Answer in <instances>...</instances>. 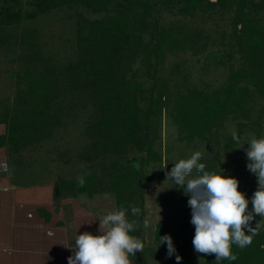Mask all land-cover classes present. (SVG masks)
Segmentation results:
<instances>
[{"label": "trees", "instance_id": "obj_1", "mask_svg": "<svg viewBox=\"0 0 264 264\" xmlns=\"http://www.w3.org/2000/svg\"><path fill=\"white\" fill-rule=\"evenodd\" d=\"M63 7L76 12L75 57L66 63L43 54L36 28L18 26ZM164 11L172 19L162 20ZM15 28L12 39L6 32ZM6 43L20 46L30 59L11 104L0 108L5 125L0 147L18 152L34 146L49 138L68 112L91 111L84 144L75 154L57 152L76 162L78 173L55 182V200L112 193L116 210L126 209L136 225L130 235L144 245V187L154 178L147 170L162 172L161 120L168 113L178 140L213 150L199 161L205 171L221 168L238 179L251 211L257 177L247 167V155L236 152L248 148L252 135L264 136V0H0V45ZM188 52L204 54V63L223 68L224 78L215 85L191 82L186 60L177 59ZM131 149L138 155L128 156ZM226 153L231 165L223 163ZM80 175L84 186L78 184ZM188 199L173 222L155 226L154 246L143 251L161 264H177L176 254L180 264H264V218L255 214L251 225L259 221L260 227L250 245H232L236 260L197 253ZM132 206L139 215L132 214ZM38 212L49 219L45 209ZM166 234L176 249L171 257L167 243L160 244ZM141 257V251L130 255L131 264H140Z\"/></svg>", "mask_w": 264, "mask_h": 264}, {"label": "rangeland", "instance_id": "obj_2", "mask_svg": "<svg viewBox=\"0 0 264 264\" xmlns=\"http://www.w3.org/2000/svg\"><path fill=\"white\" fill-rule=\"evenodd\" d=\"M76 12L72 8L54 9L48 13L39 15L32 20H23L18 26L34 27L39 31V41L43 54L52 56L54 60L66 63L75 57V17ZM93 16L92 13H89ZM162 20L169 21L172 16L167 11L162 12ZM222 22V21H221ZM228 28V26H226ZM19 28L11 29L9 35L15 38V32ZM5 33V34H6ZM180 55L177 59H185L186 66L190 70L189 79L191 82L201 83H219L224 78V69L219 66H209L204 63V54L192 56L191 54ZM29 56L18 45L2 44L0 45V108L3 104H11V100L19 85L23 83L24 64L29 62ZM175 59H173L174 61ZM171 63H167V66ZM91 116L90 109L68 112L64 115L62 124L55 128L51 136L34 146H29L12 152L5 147V153L8 158V180L12 183L22 184L25 190L24 197L33 200L38 205H59L61 200L51 201L50 195L53 190V184L61 178H73L77 175L78 166L76 162H66L64 157L58 156L57 152L63 150L71 151L75 154L84 144L83 130L85 124ZM5 125L0 123V133L4 132ZM199 141L193 144H187L185 141L177 139V134L168 113L161 120V150L163 152V169L161 173L156 172L155 167H148L147 172L154 175L152 180L145 182L144 187V239L147 246H154L153 232L158 223L173 222L182 209L187 196L184 189L175 185L167 178L175 162L181 159L190 158V156L199 151L202 153L201 159L206 160L210 156L209 151L213 150L203 146ZM240 155H246V148L239 147ZM138 152L131 149L128 156H137ZM237 156V154H236ZM200 159V160H201ZM165 161L168 163L165 166ZM223 163L231 165L232 156L227 153L223 158ZM195 170L192 176H196ZM34 186V184H36ZM14 187V186H13ZM82 195V194H80ZM97 195V196H95ZM91 211H102L101 215L110 211H116L114 196L112 193L95 194ZM79 196V195H78ZM104 207H100L103 202ZM26 200V199H25ZM81 200V199H80ZM98 200V202H97ZM51 202V203H50ZM81 203V201H80ZM77 202V204H80ZM73 220V218H72ZM74 221V220H73ZM147 222V226H145ZM143 256L140 264H161L162 260L147 251H142Z\"/></svg>", "mask_w": 264, "mask_h": 264}, {"label": "clouds", "instance_id": "obj_3", "mask_svg": "<svg viewBox=\"0 0 264 264\" xmlns=\"http://www.w3.org/2000/svg\"><path fill=\"white\" fill-rule=\"evenodd\" d=\"M232 138L239 143L240 137L235 129ZM246 144L247 167L256 175L258 182L257 190L251 197V211L248 209V199L238 188V179L225 176L221 168L216 172L205 171V165L199 163L202 156L199 151L190 158L175 162L167 173V178L189 195L191 223L195 226L192 240L194 250L197 253L215 254L217 261L236 260L232 245L240 248L250 245L252 236L260 227L259 221L255 227L251 225L254 214L264 218V136L257 138L252 135ZM167 164L165 161L164 168ZM194 170L197 175L188 179ZM78 184L84 186L83 175L78 177ZM131 212L139 215L140 209L132 206ZM99 220L100 234L85 231L76 236L74 255L69 256L68 264H131L129 256L143 251L144 245L138 237L130 235L136 225L127 219L126 209L110 211ZM160 240V244L167 243V255L171 257L176 252L172 237L166 234ZM175 259L180 264L182 257L176 254Z\"/></svg>", "mask_w": 264, "mask_h": 264}, {"label": "crops", "instance_id": "obj_4", "mask_svg": "<svg viewBox=\"0 0 264 264\" xmlns=\"http://www.w3.org/2000/svg\"><path fill=\"white\" fill-rule=\"evenodd\" d=\"M6 174L0 148V264H68L77 235L85 231L100 234L99 218L106 213L84 208L91 207L97 195L65 198L54 208L43 205L50 213L46 221L37 212L40 205L25 198L24 188L10 184Z\"/></svg>", "mask_w": 264, "mask_h": 264}, {"label": "flooded vegetation", "instance_id": "obj_5", "mask_svg": "<svg viewBox=\"0 0 264 264\" xmlns=\"http://www.w3.org/2000/svg\"><path fill=\"white\" fill-rule=\"evenodd\" d=\"M6 147V146H5ZM5 147H0V148H2L3 149V151H4V154H5V169H6V175L8 176L9 175V171H8V165H9V162H8V158H7V155H6V153H5ZM56 181H58V180H56ZM55 181V182H56ZM55 182H54V184H55ZM23 183H26V182H21L20 184H17L19 187H22V184ZM10 184H12L11 182H10ZM54 184H53V190H52V193H51V195H50V199H51V201H52V199L53 200H55L54 198H53V194H54ZM14 185H16V184H14ZM35 185H37V183L36 184H34V186ZM23 188V187H22ZM106 193V192H105ZM109 193V192H108ZM97 194V193H96ZM78 195H80V194H78ZM77 195V196H78ZM82 195H86V194H84V193H82ZM95 195V194H94ZM77 196H75V197H77ZM87 197H92V196H88V195H86ZM65 198H69V197H65ZM65 198H61V199H56V200H63V199H65ZM55 200V201H56ZM114 202H115V200H114ZM57 205H53V208L54 207H56ZM39 209H45L48 213H49V211L46 209V207H44L43 205H40L38 208H37V212H38V210ZM115 210H116V208H115ZM38 214H39V212H38ZM40 215V214H39ZM41 216V215H40ZM41 217H43V216H41ZM44 218V217H43ZM45 219V218H44ZM49 219H50V213H49ZM48 219V220H49ZM48 220H46V221H48ZM71 244H73V243H71ZM144 246H147L146 245V243H145V239H144ZM147 247H150V246H147ZM141 256H143V253H142V251H141ZM141 259V258H140Z\"/></svg>", "mask_w": 264, "mask_h": 264}]
</instances>
